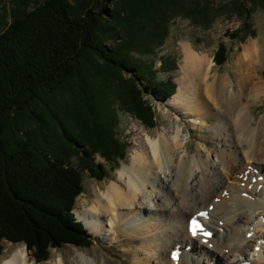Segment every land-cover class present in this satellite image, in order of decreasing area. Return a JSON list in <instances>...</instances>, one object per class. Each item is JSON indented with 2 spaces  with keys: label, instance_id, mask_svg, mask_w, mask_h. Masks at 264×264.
<instances>
[{
  "label": "trees",
  "instance_id": "trees-1",
  "mask_svg": "<svg viewBox=\"0 0 264 264\" xmlns=\"http://www.w3.org/2000/svg\"><path fill=\"white\" fill-rule=\"evenodd\" d=\"M249 1L251 8L241 0H16L11 22L0 25V258L6 241L24 244L37 264L64 245H93L74 209L84 173L107 177L94 155L113 168L127 159L117 111L153 129L145 96L176 93L173 78L160 80L140 57L163 46L175 19L209 28L264 9V0ZM249 36L256 32L242 41ZM227 53L221 44L214 63L224 65Z\"/></svg>",
  "mask_w": 264,
  "mask_h": 264
},
{
  "label": "bare ground",
  "instance_id": "bare-ground-1",
  "mask_svg": "<svg viewBox=\"0 0 264 264\" xmlns=\"http://www.w3.org/2000/svg\"><path fill=\"white\" fill-rule=\"evenodd\" d=\"M243 48L239 65H244L245 70L235 85L245 98H234L228 93L225 77L212 76V59L200 56L190 46H185L179 87L168 101L189 116H200L202 112L209 115L208 110H212V107L205 97L216 105L225 104L231 110L227 117L232 120L231 131L225 128L221 138L228 144H225L228 149L217 155L219 163L205 160L201 151L200 158L194 164L189 162L180 129L174 135L163 131L158 137H153L137 126L140 151L132 155L129 164L122 165L118 171V181H112L104 192L96 185L91 207L77 211L79 219L95 236L109 229L110 239L118 240L122 235L120 225L133 219V232L150 228L152 231L161 230L153 237L143 238L142 245L134 252L137 257L143 255L148 260L151 254L156 255L155 248H159L162 251L159 264H200L199 257H195L193 262L189 261L194 252L185 249L192 246V251L200 250L207 259H211L210 253H213L216 264H244L250 261L245 256V250L250 247L254 233L250 232L252 236H248L241 223H250L252 228L264 230V179L259 180L264 176V116L260 121L252 117L249 103L254 105L264 99V79L261 74V47L255 41H250ZM244 100L249 103H243ZM223 124L226 126V122ZM245 159L248 160L246 167ZM219 167L224 170V178L220 176ZM247 171L250 173L247 174ZM240 175L246 178L244 184ZM255 178L257 181H254ZM227 179L235 181L228 185ZM200 211L207 212L208 230L215 233L208 244L204 243L206 240L201 233L197 232L194 236L189 231L190 218ZM142 213H145V217L157 214L158 218L140 223V219L145 220ZM179 213H183L180 224L171 225ZM254 217L262 222L261 225L255 222ZM183 221L186 226H183ZM138 223L139 227L136 226ZM127 244L137 245L136 241ZM178 247H181L182 254L176 263L171 255ZM167 249L172 250L170 256H166ZM231 253L234 254L233 258L229 259ZM84 256V252L77 253L73 264H91ZM144 258L136 260V263L146 264L148 261L145 262ZM0 264L35 263L27 248L20 246L8 252ZM56 264L66 263L59 259Z\"/></svg>",
  "mask_w": 264,
  "mask_h": 264
},
{
  "label": "rangeland",
  "instance_id": "rangeland-1",
  "mask_svg": "<svg viewBox=\"0 0 264 264\" xmlns=\"http://www.w3.org/2000/svg\"><path fill=\"white\" fill-rule=\"evenodd\" d=\"M232 1L233 0H217L218 4H227ZM241 1L246 3L248 2L247 7L251 8V3L249 0ZM16 6V0H0V25L2 24L3 20H5L7 23L11 22V12L12 9ZM106 6L112 7V4L107 3ZM33 8H35L34 5L30 6V9ZM239 30H243V32L240 34V38L233 39L232 34L238 32ZM251 31H255L256 36H249L245 41H242L241 37L244 36L246 33H250ZM250 41H255L258 46L261 47L260 60L262 62L261 74L263 77L264 9L262 7H257L256 9H254V11H252L250 15L245 18H239L236 15L233 17H220L216 19L213 25L209 28L196 26L193 22L188 19H175L170 24L169 35L163 46L158 48L153 54L141 56L140 58L146 64H152L154 66V70L158 72V77L160 80H168L169 78H173V82L176 84L177 92L179 87V77H181L180 67L184 58L183 48L185 46H190L191 49H193L197 54L199 53L198 55L206 56L212 59L214 62V56L219 46L221 44H224L228 50L227 60L222 66H218L214 63L212 76L225 77L228 82V87L226 89L228 93H230V95L234 98H245L241 95L240 91L238 90L235 84L237 83V79H239L241 72H244L245 70L244 65H239V60L242 59V54L244 51L243 47ZM109 46L113 47L114 43H109ZM166 62L175 63L177 65V69H164L165 66L163 65ZM127 77H129V75H127ZM171 98L167 100H156V98H154L153 96H145V99L152 106L156 116L157 125L153 129L145 127L140 121H138L131 114L123 111L122 109L120 111H117L119 118V125L117 127L118 138L121 140V142H127L130 144L127 149V159L126 161L120 162L117 166H115V168H113L114 166L107 163L103 158H101V156L94 155L92 157L97 165L104 166L107 177L103 181L98 182L93 180L88 173L83 174L84 191L81 196L77 199V203L74 209V213L78 221L83 222L84 224V221L79 219L77 211H83L91 207L95 200L96 185H98L101 191L104 192L106 190V187L112 181H118V171L122 167V165L129 164L132 155L137 150L140 151V146L137 142L139 134V132L136 130L137 126H140L142 129L145 130L146 133L151 134V136L153 137H158L159 134L163 131H167L168 135H174L177 130L180 129L182 132V138L185 142L184 148L185 150H188L187 159L189 162L194 164L195 161L200 158L199 153L201 151L204 152V154H202L205 160L210 162L212 160H216L219 163L217 155L221 154V152L225 149H228L225 146V144H228L225 143V141H221V138H223V134H225V132L223 131L225 128L226 131L227 129L230 130L232 120L231 117L230 119H227V117L228 113H231V110L227 106H225V104L216 105L215 102L212 103V100H209L208 97H205L204 99L208 101L212 107V110H208L209 115H207V113L202 112V115L200 116H198L197 114L189 116L186 115L185 111L180 107L170 105L168 101ZM214 98H217V96L215 97L214 95ZM243 103L247 104L249 102L247 100H244ZM249 104L251 106L250 110L252 117H254L257 121L259 119L261 120L264 116V99L258 100L254 105H251V103ZM115 107L117 109V106ZM222 121L224 123L226 122V126H224ZM79 162V158H74L73 166L78 167ZM247 164L248 160L245 159L244 167H246ZM220 169V176L224 178V170L222 168ZM236 176H238V174ZM239 177L240 180L241 178L245 179L243 178V175H240ZM230 180H226L228 185H232V183H234L235 181L233 179L231 181ZM151 206H153V203H151ZM178 215L179 216L177 219H173L171 225L180 224L179 222L183 217V213H179ZM143 217L145 218V220L140 219V223L146 222L148 219L151 220L153 218H158L157 214H149L148 217H145V213H142V218ZM253 219L256 223H260L261 225L262 222L258 218L254 217ZM133 224V219L127 220L126 222L121 224L119 229L122 232V235L118 240L115 241L110 239L109 234L111 233L109 229H106L102 232V234L100 233L95 236L89 229L86 228L84 224L89 234L94 238L93 245L90 248L84 249L76 248L71 245H64L60 249L52 250L50 259L43 264H56V261H58L59 259H62L66 264H73L74 256H76L77 253L79 254L83 252L85 253L84 257L87 258L91 264H95V260L97 264H137L136 260H141L142 258H144V256L140 255L137 257L134 255V252L139 249L142 245L143 238L145 239L148 237H153L161 230L152 231L150 230V228L143 229L141 232H133V229H135L132 228L135 227V225L131 226ZM182 224L183 226H186V222L183 221ZM138 225L140 224L138 223L136 226ZM241 225L243 226V230L248 233V236H250V232L254 233V240L251 238L253 241H251L250 247L246 248L245 250L246 258L250 260L251 264H264V250L256 252L255 248L258 247L257 245L259 241L261 244V240H264V230H260L256 227L252 228L253 225H251L250 223L246 224L245 222H242ZM221 226H223V222L221 223ZM144 231L146 233H144ZM129 241H136L137 245L130 246L127 244V242ZM205 244H208V240ZM20 246L25 245L18 243L14 244L12 242L6 241L4 243V253L0 258V263L3 257L6 256L8 252H10L12 249L15 250L17 247ZM212 246L213 244L210 245V248H212ZM155 250L157 252L156 255L153 256L151 254L148 257V260L144 258L145 262L148 261L146 264H159V256H161L162 251L159 248H155ZM192 250L190 251V253L194 252V254L191 256L192 259H189V261L192 260L193 262V260H195V257H199L201 258L200 264H216L215 257L212 256L213 253H210L211 259H207L205 256H202L200 250ZM170 251L172 253V250L167 249L166 256H170ZM233 255L234 254L231 253L228 258L232 259ZM30 257L32 258L34 263L37 264L33 255L30 254Z\"/></svg>",
  "mask_w": 264,
  "mask_h": 264
},
{
  "label": "snow or ice",
  "instance_id": "snow-or-ice-1",
  "mask_svg": "<svg viewBox=\"0 0 264 264\" xmlns=\"http://www.w3.org/2000/svg\"><path fill=\"white\" fill-rule=\"evenodd\" d=\"M200 215H206L205 213H200ZM197 229H200V225H198V224H196V222L195 221H193V225H192V227H191V231H192V234L195 236L196 234H197ZM201 231H202V229H200ZM205 235H207V236H210L211 235V233H204ZM249 235H251V234H249ZM172 259L173 260H175V259H177V253L176 252H173L172 253Z\"/></svg>",
  "mask_w": 264,
  "mask_h": 264
}]
</instances>
